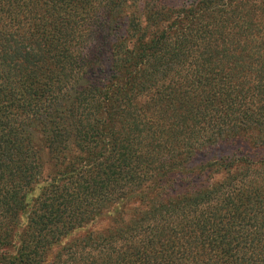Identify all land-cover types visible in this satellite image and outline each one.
Listing matches in <instances>:
<instances>
[{"label": "trees", "instance_id": "1", "mask_svg": "<svg viewBox=\"0 0 264 264\" xmlns=\"http://www.w3.org/2000/svg\"><path fill=\"white\" fill-rule=\"evenodd\" d=\"M0 264H264V0H0Z\"/></svg>", "mask_w": 264, "mask_h": 264}, {"label": "rangeland", "instance_id": "2", "mask_svg": "<svg viewBox=\"0 0 264 264\" xmlns=\"http://www.w3.org/2000/svg\"><path fill=\"white\" fill-rule=\"evenodd\" d=\"M40 139H41V136L37 135L30 140V143L32 144V142H33L34 147H40V145H41ZM216 150H219V148L217 147ZM216 150L212 151V149H211L210 152L205 151L206 152L205 154L204 153L201 154V155H203L201 158L196 157L197 159H195L194 161H192L189 164V168L194 167V165H196L199 161L204 162V161L210 159L214 153H216V155H219L217 153H222V154L225 153L223 150H221L220 152L216 151ZM37 153L42 157V158H40L41 162H44V166L46 167V171H45L46 176H51L53 174V171H52L51 163L49 161L50 159L48 158L46 143H45V145H43L42 148H40V150ZM173 176H174V180H175L176 184H179L180 182H182L179 173L172 175V177ZM182 183L184 184V182H182ZM36 195H38V189L34 187V189L31 191L30 196H36ZM108 225H110V223L108 222V220L104 219L99 223H96L93 225H88L86 227H83L81 229L74 231L69 238H72V237H73V239L81 238L86 232H92V233L96 234V233H99V231L106 229Z\"/></svg>", "mask_w": 264, "mask_h": 264}]
</instances>
